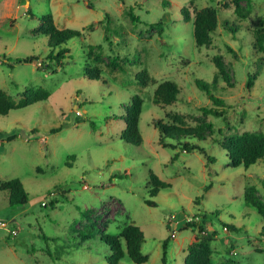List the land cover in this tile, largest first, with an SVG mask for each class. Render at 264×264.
Here are the masks:
<instances>
[{"label": "rangeland", "instance_id": "rangeland-1", "mask_svg": "<svg viewBox=\"0 0 264 264\" xmlns=\"http://www.w3.org/2000/svg\"><path fill=\"white\" fill-rule=\"evenodd\" d=\"M240 4L250 8L243 19L234 14L233 0H0V89L16 101L27 88L50 92L47 100L0 115V136H16L0 138V180L19 177L29 198L11 204L0 189V264H108L106 235L131 222L144 232L148 260L135 263L126 254L119 264H164L167 238V264H184L203 216L214 238V264H264V219L245 202L250 185L264 202V158L233 168L221 146L235 134H264V54L253 48L256 33L264 31V0ZM205 7L217 9L220 23L212 44L198 47L195 12ZM46 14L58 28L83 33L63 45L69 52L61 64L47 57L48 37L39 30ZM27 56L39 59L15 62ZM114 58L119 67L111 66ZM217 61L224 75L212 88L226 103L227 120L204 113L214 103L196 85L197 79L213 82ZM95 67L99 74H86ZM143 69L154 80L148 85L137 79ZM164 80L180 89L169 105L153 100ZM136 94L144 100L141 145L121 138ZM175 114L183 125L202 129L203 138L166 141L195 142L214 162L161 144L156 123H171ZM151 170L171 184L155 197L148 193ZM149 198L157 206L148 205Z\"/></svg>", "mask_w": 264, "mask_h": 264}, {"label": "trees", "instance_id": "trees-1", "mask_svg": "<svg viewBox=\"0 0 264 264\" xmlns=\"http://www.w3.org/2000/svg\"><path fill=\"white\" fill-rule=\"evenodd\" d=\"M242 0H233L234 3V14L238 18H246L250 14V8H244L241 6ZM248 1V6L251 5V0ZM30 11V10H29ZM184 17L186 20L191 19V15L188 9L183 10ZM132 20H136V17L130 13ZM39 30L41 34L48 37L49 53L47 57L51 62L55 61L61 64L69 52L67 47H63L65 43L75 37H81L82 31L73 28H58L53 20L52 15H43L40 19ZM161 24V22H159ZM219 13L214 7H205L195 12L194 18V39L198 47L206 46L209 47L212 44L211 36L214 34L219 26ZM224 25L231 31L236 32V24L225 20ZM93 27V24L90 25ZM96 46L91 45L89 49L93 51ZM254 50L264 54V31L256 33L255 40L253 42ZM39 56H27L15 59L16 63L23 61L38 60ZM218 71L214 77L212 83L206 82L202 79L196 80V85L204 91L208 97L214 103L212 107H203V111L206 115L211 114L217 117H224L228 119L226 115V103L225 101L217 96L213 92L212 85L216 84L220 75H224V68L221 62L216 63ZM9 66H13L9 64ZM112 67H119L120 65L116 62V58L111 61ZM55 71V70H54ZM92 73H100L99 68H86V74L91 75ZM254 76V75H253ZM249 76L247 81V87L251 88L252 78ZM138 81L143 85H148L154 81L146 69L141 70L137 74ZM180 89L178 84L172 80H164L160 82L154 91L153 100L156 104L169 105L174 103L178 99ZM50 97V92L42 87L38 88H27L23 92V97L16 101L6 91L0 89V115H7L11 110L26 108L38 101L47 100ZM144 100L141 95L136 94L132 96L131 103L126 107L124 115L126 127L121 133V138L133 145H141L143 143V136L140 130V119L143 112ZM173 122L164 123L158 121L156 123L157 128L161 133L160 142L164 147L176 148L180 146L182 151L193 152L199 151L201 154L206 156L207 163L215 161V158L210 156L206 148L203 146L189 141H178L176 144L166 141L167 138L179 139L185 138H203L199 135L202 129H198L192 126L183 125V119L181 115L175 114L173 116ZM92 126L94 124L92 123ZM208 127H211L209 124ZM61 128V127H60ZM60 128H55L52 131H59ZM16 136L6 135L0 136L2 139L12 140ZM221 146L226 150L229 165L233 168L240 166L249 167L257 163L260 159L264 158V134L263 133H252L244 132L241 134H235L225 137L221 142ZM75 156L71 155L69 159H73ZM174 157H177L175 155ZM71 166L70 163L67 162ZM149 191L151 197H155L159 194L162 189L170 188L171 184L162 180L152 170L148 177ZM211 187V183L205 187L207 191ZM0 189L7 190L10 194L11 204H26L28 201V193L25 190L22 180L19 177H14L9 180H0ZM65 196V192L62 193ZM57 199L51 200L49 203L52 207H55ZM145 202L150 206H157V203L151 198L146 199ZM245 202L249 207H254L259 216L264 219V202L257 195V188L254 185H250L245 192ZM206 217L203 216L201 224H199L200 237H196L194 243L188 248V253L185 258L184 264H214L213 251L211 244L214 241L213 234L207 231L205 226ZM228 229L239 230L237 226L231 223H224ZM205 233V234H204ZM264 237V226L262 227L261 234ZM86 238V237H85ZM145 241L144 232L135 223L131 222L124 226V228L117 235H106V242L110 246V256L108 258V264H119L122 258L127 254L129 258L135 263H144L148 260V256L142 252V245ZM169 238L163 241V263L167 264V250H168Z\"/></svg>", "mask_w": 264, "mask_h": 264}, {"label": "built area", "instance_id": "built-area-1", "mask_svg": "<svg viewBox=\"0 0 264 264\" xmlns=\"http://www.w3.org/2000/svg\"><path fill=\"white\" fill-rule=\"evenodd\" d=\"M43 203H44V204H46L45 202H43ZM1 225H2V226H6V224H5V223H2ZM174 236H175V234H174Z\"/></svg>", "mask_w": 264, "mask_h": 264}]
</instances>
